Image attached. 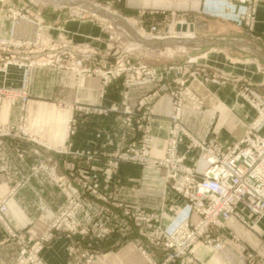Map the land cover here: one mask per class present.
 I'll list each match as a JSON object with an SVG mask.
<instances>
[{
    "label": "rangeland",
    "instance_id": "obj_1",
    "mask_svg": "<svg viewBox=\"0 0 264 264\" xmlns=\"http://www.w3.org/2000/svg\"><path fill=\"white\" fill-rule=\"evenodd\" d=\"M209 1L203 0L200 10L202 15L231 22L242 27L243 31L252 35L251 37L261 39L254 33L256 11L254 22L241 18L240 23L235 17L234 11L237 9L233 12L227 10L221 13L219 8L210 5ZM235 2L238 4V1ZM125 4L126 0H113L112 5L101 0H0V16L5 21L27 19L33 21L39 30L33 40L0 35V72H4L12 65L22 67L25 71L24 85L19 91L0 89V94L13 102L20 101L22 118L18 123L0 127V133H20L28 142V149H23L21 156L31 150L37 154L38 147L43 145L36 136L32 135L28 125L27 105L30 101L33 71L37 68L65 71L71 75L74 85H78L83 76L91 75L100 80L99 104L80 102L61 104L67 110L68 138L71 139H69L71 144L74 143V137L88 123L97 129L96 135L99 136V149L69 151L58 147L56 151L60 154L72 153V160L66 159L64 162L59 156L50 158L54 167L50 168V178L65 199L61 207L52 212L50 217L40 215L45 221L38 220V228L16 230L7 215L10 200L16 193L17 187L0 195V205L5 203L8 208L6 212L0 211V223L8 231L9 242L16 240L18 243L16 261L20 259L23 249L24 257L36 253L40 261L46 264L42 257L44 248L50 246L64 233L79 232L80 225L75 220L76 214L87 205L93 206L96 200L92 199H97V209L93 208L89 211L97 212L99 236L90 237L86 234L83 237L90 245L98 240L101 247L102 233L108 236L117 232L118 239L128 238L149 264H206L195 252V258L190 251L182 256L176 246L178 241H171L165 235L173 222L176 223L184 218V216L176 217L187 208L188 197L176 189V179L169 176L168 167L160 165L159 161L165 156L171 129H175L176 126L179 129L177 150L179 154L186 155L187 162L194 164L200 153V147L193 144V138L205 139L207 142L213 140L227 145L222 139V128L214 122L206 125L211 135L199 137L191 131L183 119L188 104H192L195 110L203 109L202 101L197 100L191 88L196 82L206 84L210 79H219L234 83L238 95L256 112L253 120L247 124L248 130L260 117V108L264 106V66L257 67V71L263 76L260 83H255L245 75H235L234 72L223 73L215 66L208 65L206 45L191 44L198 40L193 32L178 30V24L172 26L174 19L183 21L180 22L181 25L193 23L188 12L174 9L149 12L141 10L134 15L125 11ZM55 10H67L71 16L86 15L97 20L108 33L104 48L101 49L88 42H75L62 32L55 37H47L44 28L51 25H48L49 22L43 13ZM154 25L160 27L164 32L162 35L166 34L167 38L161 40L152 38L149 32ZM167 29L169 31L166 32ZM231 57L234 62H245L247 61L245 59H249L248 55L238 56L233 50ZM234 67L235 65H232V69ZM114 83L117 84V88L115 87L117 97L105 103L104 100L107 99ZM138 87L146 93H142L137 104L133 105L132 90ZM163 97H167L170 102L168 115L170 124L164 154L156 156L153 120L157 114L154 105ZM46 159L40 160L38 165L46 167ZM36 168L37 164L32 165V169ZM47 168L49 169L48 166ZM122 169L137 174L130 182L132 185L122 180ZM170 195L175 197L174 199H185V202L178 209L173 205L168 207L173 217L169 224H164L166 210L163 201L170 199ZM139 199H160V203L158 206L147 208ZM242 210L244 222L239 221L248 229L254 225L252 220L264 215L249 210H246L248 214H245V210ZM101 219H104V222H101ZM226 227L213 228L215 230L210 235L213 238L210 244H207L206 237L202 236L196 245H215L221 230ZM231 238L244 252L246 264L264 262V257L250 249L236 234L232 233ZM37 247L40 249L37 250ZM95 254L96 252L91 250L82 252L77 264L88 263Z\"/></svg>",
    "mask_w": 264,
    "mask_h": 264
},
{
    "label": "crops",
    "instance_id": "obj_2",
    "mask_svg": "<svg viewBox=\"0 0 264 264\" xmlns=\"http://www.w3.org/2000/svg\"><path fill=\"white\" fill-rule=\"evenodd\" d=\"M101 1L109 5L113 3V0ZM202 2L203 0H126L124 8L126 12L134 15L141 10L149 12L174 9L188 12L195 27L193 34L198 37L197 42L191 44L207 46L208 65L215 66L223 73L234 72L235 75H245L255 83H260L263 76L257 71V67L258 65L264 66V2L257 5L254 31L262 40L251 37L252 35L243 31L242 27L231 22L202 15L200 13ZM215 2V0L210 1V5L215 7L217 4ZM43 15L47 18L48 25H51V27L45 26L44 28L47 37H55L62 32L75 42H88L101 49L104 48L108 33L93 17L79 14L71 16L67 10L44 12ZM38 31L33 21L21 18L11 22L5 21L0 16V35L33 40ZM232 50L234 54L238 53V56L248 55L249 59H245L247 60L245 62L232 61ZM232 65H235L233 69ZM24 75V68L10 66L4 72H0V89L19 91L24 85ZM99 86V78L91 75L83 76L78 85H74L71 75L65 71H50L42 68L33 71L30 101L27 105L28 125L32 135L36 136L44 146L38 147L37 154L31 150L21 156L22 150L28 149V142L21 137L20 133H0V195L17 187L16 193L10 200L7 215L16 230L29 227L38 228L37 221H45L40 215L50 217V214L64 203L63 195L59 193L58 186L49 175L50 168H54L50 158L59 156L64 162L66 159L71 161L72 153L60 154L56 148L63 147L69 151L99 149V136L96 135L98 131L89 123L74 137L73 144L69 142L67 110L61 105L62 102L97 105L99 104ZM115 87L117 88V84L114 83L107 99L104 100L105 103L117 97ZM191 88L197 100L203 103L201 110H195L192 104H188L183 114L185 123L194 134L199 137L211 135L206 125L214 122L222 128V139L226 144L234 143L244 136L247 124L253 120L256 112L245 99L238 95L234 83L229 80L210 79L206 84L196 82L191 85ZM142 93L146 91L142 92L139 87L132 90L133 105L137 104ZM154 109L157 114L153 120V139L156 145L154 154L162 156L170 124L169 99L163 97L157 100ZM22 116L20 101L13 102L0 94V127L18 123ZM260 132L264 133V125L260 128ZM45 159L47 160L45 161L46 167L39 166L40 160ZM35 164L37 168L32 169V165ZM123 169L121 170L122 180L132 185L130 182L137 174L125 172ZM174 198L170 195V199L163 201L166 210L164 224H169L173 217V213L168 208L170 205L175 206V209L184 205L185 199ZM92 200H96L93 206L88 207L87 205L75 216V220L80 225L79 232L64 233L50 246L44 248L42 257L46 264H77L82 252L86 250L96 252L95 257L86 264H149L128 238L118 239L117 232L108 236L102 233L101 247H99L98 240L90 245L87 240L83 239L86 234L90 237L99 236V217L96 211V213L89 211L93 208L97 209L98 200ZM140 201L147 208L158 206L160 203V199H141ZM245 214H248L246 210ZM180 216L183 214L176 218ZM41 221H39L40 224ZM100 221L104 222V219ZM252 221L254 225L248 229L238 219L230 220L227 227L221 230V235L215 245H196L197 257L206 264H246L244 252L231 238L232 233L240 237L241 241L259 256L264 257V215ZM8 235V231L0 223V264H13L18 258V243L16 240L9 242ZM258 264H264V262Z\"/></svg>",
    "mask_w": 264,
    "mask_h": 264
},
{
    "label": "built area",
    "instance_id": "obj_3",
    "mask_svg": "<svg viewBox=\"0 0 264 264\" xmlns=\"http://www.w3.org/2000/svg\"><path fill=\"white\" fill-rule=\"evenodd\" d=\"M218 1L215 7L219 8V12H233L237 9L234 11L235 17L240 23L241 18L252 23L255 21L256 6L264 0ZM180 22L183 21L174 19L172 26ZM149 33L154 39L167 38L156 25L151 27ZM259 112L260 117L244 136L232 144L223 145L213 140L207 142L205 139L193 138V144L200 147L194 164L186 161L185 154L178 153L179 129L177 126L171 129L165 156L159 164L168 167L169 176L176 179V189L188 199L186 215L180 222H173L165 235L171 241H178L176 246L182 256L190 251L195 258L193 249L200 238L205 236V242L210 244L213 239L210 235L214 230L226 227L233 218L244 222L242 209L264 213V133L260 132L264 125V106H261ZM0 211H8L5 203L0 205ZM24 252L22 249L21 257L15 264H43L38 254L24 257Z\"/></svg>",
    "mask_w": 264,
    "mask_h": 264
},
{
    "label": "bare ground",
    "instance_id": "obj_4",
    "mask_svg": "<svg viewBox=\"0 0 264 264\" xmlns=\"http://www.w3.org/2000/svg\"><path fill=\"white\" fill-rule=\"evenodd\" d=\"M215 1H218V0H215ZM219 2V1H218ZM95 9H93V11H94ZM191 24H193V23H190V25H187V24H183V25H181V24H178V25H180V26H186V30H184V32L185 31H187V30H190L191 32H194L195 31V27H194V30H191ZM194 25V24H193ZM131 26V25H130ZM132 28H133V26H131ZM178 31V30H177ZM183 37H186V36H183ZM192 37V36H191ZM181 214H183V216H185L186 215V209H183V211L181 212ZM178 217V216H177ZM176 220V218L174 219V221ZM181 221V220H180ZM180 221H178V222H180ZM178 222H176V223H178Z\"/></svg>",
    "mask_w": 264,
    "mask_h": 264
},
{
    "label": "water",
    "instance_id": "obj_5",
    "mask_svg": "<svg viewBox=\"0 0 264 264\" xmlns=\"http://www.w3.org/2000/svg\"><path fill=\"white\" fill-rule=\"evenodd\" d=\"M190 28H191V30H194V25L191 24V27H190ZM177 29H178V30H180V29L185 30V29H186V26H180V25H178V26H177Z\"/></svg>",
    "mask_w": 264,
    "mask_h": 264
}]
</instances>
